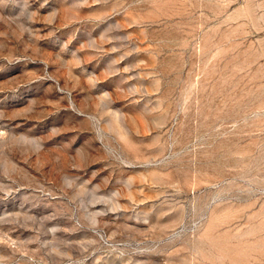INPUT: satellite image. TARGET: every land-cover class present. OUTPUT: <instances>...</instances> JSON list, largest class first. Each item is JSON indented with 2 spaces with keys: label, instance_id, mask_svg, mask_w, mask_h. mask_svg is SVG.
Masks as SVG:
<instances>
[{
  "label": "rangeland",
  "instance_id": "1",
  "mask_svg": "<svg viewBox=\"0 0 264 264\" xmlns=\"http://www.w3.org/2000/svg\"><path fill=\"white\" fill-rule=\"evenodd\" d=\"M0 264H264V0H0Z\"/></svg>",
  "mask_w": 264,
  "mask_h": 264
}]
</instances>
